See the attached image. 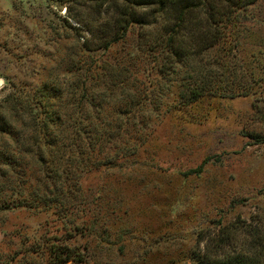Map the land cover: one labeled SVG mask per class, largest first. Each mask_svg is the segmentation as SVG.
<instances>
[{
    "label": "rangeland",
    "instance_id": "obj_1",
    "mask_svg": "<svg viewBox=\"0 0 264 264\" xmlns=\"http://www.w3.org/2000/svg\"><path fill=\"white\" fill-rule=\"evenodd\" d=\"M61 3L0 0V101L18 87L72 80L76 38L66 24L98 12L83 0ZM248 11L239 52L247 68L264 62V0ZM262 86L147 120L150 137L135 156L81 176L82 204L69 194L66 209L39 210L7 190L0 199L14 204L0 210V262L40 263L58 246L85 252L80 264H188L221 231H230L227 253L264 244Z\"/></svg>",
    "mask_w": 264,
    "mask_h": 264
},
{
    "label": "trees",
    "instance_id": "obj_2",
    "mask_svg": "<svg viewBox=\"0 0 264 264\" xmlns=\"http://www.w3.org/2000/svg\"><path fill=\"white\" fill-rule=\"evenodd\" d=\"M83 1L98 15L66 24L76 38L65 69L72 80L18 87L0 101V197L8 190L39 210L66 209L69 194L82 204L81 176L135 156L150 137L147 120L207 97L253 95L264 81V62L247 68L239 55L248 10L259 0ZM13 204L0 199V210ZM229 232L209 237L188 264H264V244L225 252ZM51 252L48 260L19 264L86 257L80 249Z\"/></svg>",
    "mask_w": 264,
    "mask_h": 264
}]
</instances>
